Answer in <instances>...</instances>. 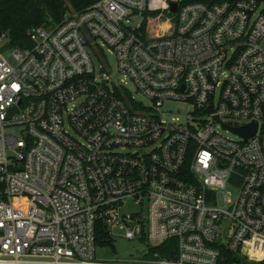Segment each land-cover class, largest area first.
<instances>
[{
	"label": "built area",
	"instance_id": "1",
	"mask_svg": "<svg viewBox=\"0 0 264 264\" xmlns=\"http://www.w3.org/2000/svg\"><path fill=\"white\" fill-rule=\"evenodd\" d=\"M28 38L0 36V264H264V0H96Z\"/></svg>",
	"mask_w": 264,
	"mask_h": 264
},
{
	"label": "trees",
	"instance_id": "2",
	"mask_svg": "<svg viewBox=\"0 0 264 264\" xmlns=\"http://www.w3.org/2000/svg\"><path fill=\"white\" fill-rule=\"evenodd\" d=\"M96 0H0V36L6 37L5 46L30 47L28 31L37 25L59 23L66 12L85 10ZM198 0H181L190 2ZM102 237V232L100 234ZM102 244L103 242H97ZM110 243V242H106ZM225 260L232 259L222 251Z\"/></svg>",
	"mask_w": 264,
	"mask_h": 264
},
{
	"label": "rangeland",
	"instance_id": "3",
	"mask_svg": "<svg viewBox=\"0 0 264 264\" xmlns=\"http://www.w3.org/2000/svg\"><path fill=\"white\" fill-rule=\"evenodd\" d=\"M4 50V49H3ZM104 55L97 52V58L94 59L95 67L98 73H100L103 78L106 76L110 77L114 82L122 81L123 85L129 90L130 94L138 101L145 105H149L150 101L139 91L136 90L132 81L124 77L116 67L115 57L106 47H103ZM5 55L8 54V50H4ZM191 110V106L187 103H182L178 101L165 102L162 106V113L165 114V117L170 120H177L179 123H183L186 120L188 112ZM224 136L234 137L230 132L220 131ZM111 246H108L105 249H97L96 257L97 258H127L133 255L134 250L139 246L137 242L128 240L124 237L116 238Z\"/></svg>",
	"mask_w": 264,
	"mask_h": 264
},
{
	"label": "water",
	"instance_id": "4",
	"mask_svg": "<svg viewBox=\"0 0 264 264\" xmlns=\"http://www.w3.org/2000/svg\"><path fill=\"white\" fill-rule=\"evenodd\" d=\"M170 6L171 7H170L168 12L169 13H174L175 10H176V3L175 2H170ZM222 126L224 128L227 127L225 124H222ZM255 127H256V124L255 123H251V124H248V125H245V126H242V127H230L229 129L232 132H234V133H236V134H238V135H240V136H242L244 138H247V137H249L250 135H252L254 133Z\"/></svg>",
	"mask_w": 264,
	"mask_h": 264
}]
</instances>
